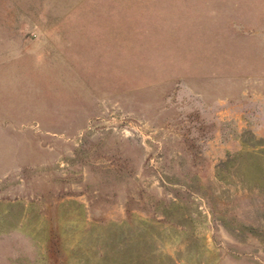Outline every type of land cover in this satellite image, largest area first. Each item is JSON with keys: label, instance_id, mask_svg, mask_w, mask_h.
Masks as SVG:
<instances>
[{"label": "rangeland", "instance_id": "rangeland-1", "mask_svg": "<svg viewBox=\"0 0 264 264\" xmlns=\"http://www.w3.org/2000/svg\"><path fill=\"white\" fill-rule=\"evenodd\" d=\"M0 264H264V0H0Z\"/></svg>", "mask_w": 264, "mask_h": 264}]
</instances>
